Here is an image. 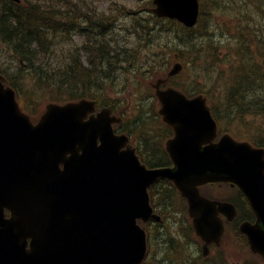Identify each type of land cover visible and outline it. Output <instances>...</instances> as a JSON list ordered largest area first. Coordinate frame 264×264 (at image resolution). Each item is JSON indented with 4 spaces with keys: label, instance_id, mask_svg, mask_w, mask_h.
<instances>
[{
    "label": "water",
    "instance_id": "water-1",
    "mask_svg": "<svg viewBox=\"0 0 264 264\" xmlns=\"http://www.w3.org/2000/svg\"><path fill=\"white\" fill-rule=\"evenodd\" d=\"M153 4L159 17L186 26L195 22L194 0ZM180 69L175 66L168 76ZM161 82L154 89L159 114L174 130L166 144L174 167L153 171H146L131 149L122 150L126 139H115L114 117L102 111L85 120L94 111L92 103L49 105L33 126L19 111L13 91L0 82V264L138 263L144 236L135 222L150 217L142 187L157 178L173 182L187 199L204 250L219 241L218 213L233 216V209L201 198L196 187L213 181L236 184L256 217L240 230L264 259V152L227 136L211 144L215 124L202 98L160 90ZM5 208L11 219H5Z\"/></svg>",
    "mask_w": 264,
    "mask_h": 264
},
{
    "label": "trees",
    "instance_id": "trees-1",
    "mask_svg": "<svg viewBox=\"0 0 264 264\" xmlns=\"http://www.w3.org/2000/svg\"><path fill=\"white\" fill-rule=\"evenodd\" d=\"M57 4L64 6L66 5V2L63 0H0V42L4 43L11 49L15 55L14 58L16 59L14 72L8 74L5 70L0 69V71L4 72L7 82L16 90L18 97L23 93L24 80L30 81L28 86H26L27 89L37 92L34 96L38 97L39 93L44 94L45 96L53 94L54 97H56L54 100L64 102L89 96H94L95 98L100 97L106 85L114 80L116 74L123 77L125 74H127L126 76L130 74L131 70H128V66L132 67L133 76L139 77L138 72L141 65L139 41L141 39H139L138 45L133 47L132 45L128 46L127 40L119 35L109 41L99 42L96 40V43L92 45V49L87 47V51H89L87 63L80 62L79 57L77 58L73 55L70 58H67V61L63 63L62 66L54 65L52 63L54 57L53 50L64 40L68 39L70 35H73L74 33L83 35L87 33L90 28L95 30L98 33V36L112 34V28H108L105 24V19L108 20V17L105 18V16L102 15L104 20H102L101 23H98L99 25L95 23L92 27L88 28L87 26L82 28L78 24L79 18L74 17L86 14H83L80 9L77 8V5H72L71 8L67 10V13L66 11L62 12L56 9ZM146 11L147 19H151L153 23L158 26L156 29L158 31L157 33L161 34L163 31L167 33L166 42L159 41V39L155 37L154 28H148V25L152 24L151 21H142V18L138 17L139 15L128 16L133 21V33H137L135 37L141 38L143 32V36H147L145 39L153 40L147 41L144 44L146 46L151 45V49L157 51L147 56L148 58H146L145 55L143 56L146 58L143 63L147 69V78L160 75L158 73L163 75L169 65V60L172 59L175 52H177V59H179V57H183L180 56L181 53H190L194 45H201L205 51L202 52L198 48L196 52L199 55L196 57L186 60V63L179 60L184 65V68H186L189 62L190 64H196L201 61L202 64L206 65L207 63L205 60L207 58L217 55V53L213 51L215 47L204 34L206 32V26H201V29L196 28L188 30L180 25L181 27L179 28L182 30L179 33L172 28V25L174 26L175 24L174 21L158 19L151 15V7L148 3ZM122 12H125L124 9ZM131 12L134 14V10L128 11V13ZM84 17V20L80 21H84L87 24L92 23L88 16ZM142 22L145 26L142 25ZM167 24L169 26H167ZM166 26L168 27V30H166ZM124 30L125 32L127 31L125 27ZM114 34H119V30L115 29ZM184 35L190 38L188 44L184 43L181 46L182 42L180 39ZM201 35H204V39ZM122 38L124 41L121 40ZM172 39L174 42H172ZM159 42L161 43L159 44ZM144 44L143 46H145ZM209 49L211 51L207 54L206 51ZM200 52L202 54H200ZM247 53L249 54L248 50ZM190 64L189 68L191 70L193 69V76L197 77L200 75V73H197L196 69L199 68L201 64L195 67L190 66ZM251 66L253 70H249L248 72H250L254 79L260 68L256 65ZM6 68L9 69L10 66L8 65ZM202 72L203 77H205L204 86L208 89L216 88L218 94H220L216 103L213 102L212 97L207 95L208 100L211 101V105L213 106V111L215 112L216 109H221L220 106L223 102L226 106L228 105L231 110H234L235 107L238 108L236 112H234L236 114L225 115L228 119L224 118V121L232 122L234 119L242 120L245 114L253 113L246 111L249 109L246 107L245 110H243L241 104L242 99H239L240 95H242L238 91L239 82H243V78L238 76L237 78L228 80L226 79L227 76L226 78L223 77V75H226L225 71H218L215 68V65L213 69H206ZM244 77L246 76L244 75ZM207 81L211 82L209 86H207ZM253 81L254 83L259 84L260 82L264 85V75L260 78L256 77ZM190 87V90L187 88L185 90L181 89L188 95L201 92V90H197L192 84ZM219 89H221V92H219ZM249 90L251 89L249 88L246 93H248ZM250 97L253 98L254 95ZM235 100L237 101V105L235 104ZM258 102V100L252 101V103H255L256 106H258L256 108L257 110L264 109L261 102ZM219 111L221 113V110ZM224 113H227V111ZM216 118L219 121L223 120L220 116H217ZM166 192L171 208L174 210L170 211L167 209V213L173 212V215L175 216L178 210H180L176 208V197L174 196L176 195L175 190L169 186V189H167ZM236 199L238 207L241 208V203L244 206L246 205V202L241 198L238 192ZM239 200H241V202ZM175 209L178 210L175 211ZM243 215L244 217L248 215L250 220L252 218L250 210H243Z\"/></svg>",
    "mask_w": 264,
    "mask_h": 264
},
{
    "label": "rangeland",
    "instance_id": "rangeland-1",
    "mask_svg": "<svg viewBox=\"0 0 264 264\" xmlns=\"http://www.w3.org/2000/svg\"><path fill=\"white\" fill-rule=\"evenodd\" d=\"M117 1L118 3L124 2V4L127 7L134 8L133 15L135 16L139 15L138 17H141L142 21H151L152 24L148 25V28L150 27L154 28L155 37H157L159 41L167 40V33H165L164 31L161 34L157 33L158 31L156 29L158 26L155 25L151 19H147V17L144 15L146 8H147L146 2L139 1V3L136 5L135 3L137 0H117ZM230 2H232L233 5L229 4ZM203 3L205 5V10H210L211 12L207 18L205 17L206 25L209 24V34L211 38L213 39L214 43L220 48H222L223 50L221 60H220L222 61L221 68L226 73V75L225 76L223 75V77L226 78V76H228L229 78H226L228 80L237 78L238 76L243 78V82H239L238 91L242 94L240 95L239 99H242L241 104L243 106V110H245V107H247L249 104L252 103L253 98L250 96L252 95L260 96L261 93L264 94V85L261 84L260 82L259 84L254 83L253 81L256 77L260 78L261 76L264 75V69L263 70L259 69L257 71V76L253 79L250 72H248L249 70H253L251 64L249 62L245 64L242 59V54L243 56L248 57V58H250V56L247 53V48L246 47L243 48L241 46L244 43L252 42V39L253 40L255 39L254 31L252 32L253 34L252 39L250 38L251 28L252 29H263L264 19L262 18L264 16V3H261L260 0H203ZM108 4H109L108 0H96L94 5L97 7V11H98V10H104V9L106 10ZM143 9L145 10L140 13V11ZM119 21H120L119 24L125 26L126 29L128 30L126 31L127 34L124 31L123 32L127 35V38L129 39V46L130 45L137 46L139 39H141L139 41V49H142L143 44L145 42L153 41L151 39H145V37L147 36H143V32H142L141 38L135 37L137 33L136 34L133 33L134 31L133 21L131 19L126 21L120 17ZM142 25L145 26L143 22H142ZM166 30H168L167 26H166ZM108 35L110 34H107L104 36L106 37ZM120 35L122 36L121 33ZM257 35L259 37H264V30L257 33ZM201 37L204 39V35H201ZM189 38L190 37H186V35L182 36L180 39L182 42L181 46L184 43H188ZM207 38H209L208 35H207ZM107 40H110V39L107 37ZM172 42H174L173 39H172ZM160 43L161 42H159V44ZM150 46L151 45L149 46L145 45L144 49L145 48L146 49L144 50V53L153 51V49L151 50ZM198 48L202 52L205 51V49L201 45L200 46L194 45L190 53H185V52L181 53L180 56H183L184 58L179 57V60L186 63V60H189L190 58H192L191 56L196 57L197 55H199L196 52ZM248 48H249L248 49L249 52L254 57L256 56L255 52H259L258 47L255 45L248 46ZM209 51L211 50L209 49L206 51L207 54H209ZM262 51L264 50L262 49ZM141 53L144 54L142 51ZM200 54L202 53L200 52ZM10 59H11L10 50L0 42V62H8ZM250 60L251 59H249V61ZM205 61L207 63L206 65L202 64V62L199 61L196 64L191 63L190 66L195 67L201 64L200 67L196 69L197 73H201L202 71L206 69H213L215 65V61H211V57L207 58ZM171 65H172V61H169V65L167 69H169ZM192 70L191 69L188 70L189 72L186 73L185 76L177 78L176 81L179 83L181 82L189 83L191 81L190 80L191 74H193ZM126 75L127 74H125V76L123 77L117 74L116 76L118 78L116 80V83L111 85V87L113 89H116V87L119 84L120 79H122L121 84H123V86L125 87H128L132 83V79L130 77L126 78ZM244 75L246 77H244ZM148 80L149 79L146 78V73H143L141 77H138L137 81H135V85L139 87V90L142 95L143 104H144L143 110L145 113L143 112L144 119H139V120L134 119V123L137 124L140 121L145 120L146 121L144 123L145 127L141 129H130L129 128L128 131H129L130 138L133 139V144L134 143L136 144L137 141L141 143L140 149L142 150V152L143 150H145L143 152L145 159L149 158V160L151 161L150 157L155 158V159L161 158V154H162L161 152L163 150L164 142L168 134H166L164 137L161 136V135H164L165 132L162 130L161 124L155 115L157 104L155 106V101L152 100L153 95L148 90V83H149ZM204 81L205 79L202 81V84H204ZM210 84L211 82L207 81V86H209ZM197 85L201 86V83H198ZM203 87L207 88L204 85ZM249 88L251 90H249L248 93H246V91ZM131 91H132V87L125 90L123 94L128 95V93H130ZM219 92H221V89H219ZM201 93L205 95H211V97L213 96L214 100H216V97L218 95V90L216 88L204 89V90H201ZM39 96H40V93H39ZM109 96L110 98L117 100L119 102L120 106L118 110H121V109L127 110L128 114H131L130 110L124 104H122V101H123L122 98H120L118 95L113 94V93H109ZM37 101H33V102L36 103ZM260 102L264 105V98ZM43 104L45 103H42V105H40L41 107L39 109V112H41V110L43 109L44 107ZM235 104L237 105L236 100H235ZM220 107L224 112L227 111V113H225L226 115H234L236 114L234 112H236V110L238 109V108H235L234 110H231L228 105L227 106L225 105L224 102L221 104ZM246 111H253V110L248 109ZM234 122L235 123L230 125V127L237 126V129L240 132L239 133L240 135L238 136V134H233V133H237L235 130H229L231 133L229 131L228 132L233 136L237 135L238 136L237 139L242 140V141H248L250 140L248 138H252L255 140L264 138V118L263 119L258 118V117L255 118L251 116V113H249L247 114L245 120L240 119V120H237V122L236 121ZM125 127L127 126L125 125ZM144 143H146V147ZM160 145H162V147ZM151 153L155 155H152ZM149 154H150V157H149ZM209 190L214 191L215 195H223L224 197H229L232 193V191H230V188L226 185H218V186L215 185V186H212L211 188L205 187L203 189L204 192L209 191ZM177 214H178L177 219L180 218L182 220V224L178 226L177 222L173 218H171V220H173L172 227L171 229H169V232L171 233L167 237L166 242L163 243L162 238L159 239V246L163 250V256L159 258L158 264H169L168 261L170 260L176 264H179L183 261H188V260L190 262H193L197 258L196 256L198 253L197 244L195 240L192 239V237L185 238L182 235V228L185 224V219L183 218V215L180 212ZM225 239L227 242L233 241L235 243V246L231 243L229 247L226 246L227 253L231 257L230 263H235L238 257H243L244 255H240L238 254V252L236 253L235 250L240 249V248L238 244L236 243V240H234V236L230 238L225 237ZM167 245L169 247L168 250L164 248V246H167Z\"/></svg>",
    "mask_w": 264,
    "mask_h": 264
},
{
    "label": "bare ground",
    "instance_id": "bare-ground-1",
    "mask_svg": "<svg viewBox=\"0 0 264 264\" xmlns=\"http://www.w3.org/2000/svg\"><path fill=\"white\" fill-rule=\"evenodd\" d=\"M4 2V1H3ZM1 10V9H0ZM24 10V9H23ZM54 12V11H53ZM52 14V13H51ZM57 15V14H56ZM143 15V14H142ZM60 16V15H59ZM67 17V16H66ZM207 18V17H206ZM106 23V22H105ZM152 23V22H151ZM159 24V23H158ZM34 27V26H33ZM89 28V27H88ZM43 29V28H42ZM104 29V28H103ZM58 32V31H57ZM188 33V32H187ZM209 37V36H208ZM11 40V38H10ZM144 41V40H143ZM164 41V40H163ZM150 43V42H149ZM188 44V43H187ZM17 46V45H16ZM134 47V46H133ZM243 50V49H242ZM112 52V51H111ZM22 53V52H21ZM246 53V52H245ZM23 56V55H22ZM120 56V55H119ZM156 57V56H155ZM193 57V56H191ZM20 60V59H19ZM107 61V60H106ZM27 62V61H26ZM31 62V61H30ZM146 64V63H145ZM167 64V63H166ZM78 65V64H77ZM113 70V69H112ZM263 70V69H262ZM35 74V73H34ZM151 74V73H150ZM219 76V75H218ZM40 77V76H39ZM218 78V77H217ZM61 80V79H60ZM59 82V81H58ZM85 82V81H84ZM52 86V85H51ZM63 86V85H62ZM89 87V86H88ZM63 89V88H62ZM72 90V89H71ZM103 90V89H102ZM237 96V95H236ZM241 100V99H240ZM253 101V100H252ZM259 103V102H258ZM246 106V105H245ZM236 108V107H235ZM145 113V112H144ZM143 113V114H144Z\"/></svg>",
    "mask_w": 264,
    "mask_h": 264
}]
</instances>
